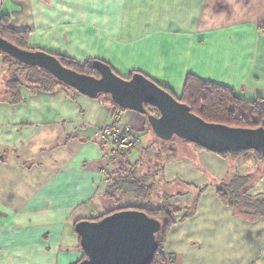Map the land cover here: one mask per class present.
Wrapping results in <instances>:
<instances>
[{
  "label": "crops",
  "instance_id": "1",
  "mask_svg": "<svg viewBox=\"0 0 264 264\" xmlns=\"http://www.w3.org/2000/svg\"><path fill=\"white\" fill-rule=\"evenodd\" d=\"M4 15L14 30L31 32V49L99 60L123 78L142 73L178 98L194 75L242 101L264 99V0H0ZM3 83L0 264H78L84 252L76 225L126 207L109 196V183L142 158L138 150L113 156L101 131L117 116L146 143V117L68 90L23 87L15 104ZM176 150L161 168L178 207L165 263L264 264V211L242 215L218 193L249 178L248 197L264 201V163L190 144Z\"/></svg>",
  "mask_w": 264,
  "mask_h": 264
},
{
  "label": "water",
  "instance_id": "2",
  "mask_svg": "<svg viewBox=\"0 0 264 264\" xmlns=\"http://www.w3.org/2000/svg\"><path fill=\"white\" fill-rule=\"evenodd\" d=\"M0 52L26 67L47 71L87 98L97 100L108 95L118 108L146 117L160 141L179 139L217 155L256 151L264 156L263 127L234 128L208 123L142 73L123 78L109 64L96 60L92 68L100 77L88 76L64 67L53 54L23 50L3 38ZM147 107L158 110L159 116L150 115ZM162 231L160 220L137 210H121L100 221H82L76 225V233L86 259L79 264H152L160 247L157 236Z\"/></svg>",
  "mask_w": 264,
  "mask_h": 264
},
{
  "label": "trees",
  "instance_id": "3",
  "mask_svg": "<svg viewBox=\"0 0 264 264\" xmlns=\"http://www.w3.org/2000/svg\"><path fill=\"white\" fill-rule=\"evenodd\" d=\"M30 34L31 32L29 31L18 32L14 30L11 27V20L9 16L4 15L0 18V38L7 40L20 49L38 51L39 49H31L28 45ZM55 56L59 59L62 65L68 69L88 76H94L97 78L100 77L99 73L92 68V64L95 60L82 63L66 56ZM5 57L6 60L17 66V68L20 70L19 75H13L6 81L8 94L11 96L12 101L15 104L21 102L20 90L23 87H28L31 92L39 91L46 94H51L59 90L74 91L73 89L68 88L62 83L58 82L50 73L45 70L26 67L8 56ZM160 86L172 94L178 101L188 105L194 114L208 123L222 124L234 128H264V99H259L251 103L242 101L236 97L235 91L233 89L204 81L194 75L187 76L183 93L179 98L169 88L162 85ZM99 99H104L105 102L111 105L115 111H124L115 106L111 102V99L108 95H102L97 100ZM147 109L150 115L159 116L158 110L152 107H147ZM117 121L118 117L116 116V123ZM147 126L148 130L152 132L150 126L148 124ZM145 132H147V129ZM182 142L190 144L188 142ZM169 143L171 142H163L164 145ZM193 146L203 150L196 145ZM172 156L175 157L176 153H173ZM220 156H232L235 158L254 156L264 163V156L256 151H246L238 154L227 153ZM141 161L142 158L140 159V162H137L136 165L138 166ZM137 166L128 171H120L118 174L116 173L112 176V179L109 183V196L111 198L116 199L117 197L121 196L122 199H125L129 195H134L137 199H148L149 194L147 193V187L136 177ZM248 183L249 178L236 177L229 185L222 186L219 189V196L224 202H227L232 208L242 215H248L249 213V215H252L253 213L251 214V212H257L258 215H261L260 213L264 211V201L256 202L248 197L246 192ZM123 210L141 211L146 213L149 217L156 218L162 222L163 231L157 236L160 247L152 264H166L162 249L169 229L174 224L175 217L178 212L174 210V212L171 213L169 208H159V210H153L148 206H127ZM111 214L113 213L108 215ZM105 217L106 216L95 221H100ZM85 259L86 256L84 255L81 262Z\"/></svg>",
  "mask_w": 264,
  "mask_h": 264
},
{
  "label": "rangeland",
  "instance_id": "4",
  "mask_svg": "<svg viewBox=\"0 0 264 264\" xmlns=\"http://www.w3.org/2000/svg\"><path fill=\"white\" fill-rule=\"evenodd\" d=\"M20 70L17 68V66L13 65L11 62L6 60V57L0 53V79L6 83V81L12 77L13 75H19ZM3 83V84H4ZM119 126H123L126 124L117 122L114 123ZM127 127L131 128L134 133H138L131 125L127 124ZM147 141L145 142V138L140 136L141 144L138 145L136 148H134L132 151L127 153H132L138 150V153L142 156V161L140 163L139 169H136L137 171V178L143 182V184L147 187V193L149 194L148 199H137L132 196H129V198H123L124 206H140L145 207L148 206L151 207L153 210H159V208H169L170 212L173 213L174 210L178 212V207H175L171 204V201L173 199L171 189L162 182L161 180V168L163 164L173 158V153L178 154V151L176 150V146L179 147L183 143L179 139H175L171 141V143L164 145L163 142L158 140L153 133L148 130L147 126ZM139 134V133H138ZM141 135V134H140ZM108 142L114 150L113 156L120 155V153L116 152L114 149V144L111 141ZM191 145V144H190ZM243 161L249 162L248 165H250V162H259L262 161L258 160L254 156L250 157H242L238 158ZM251 168V167H250ZM248 167V169H250ZM254 169V168H253ZM190 210V209H188Z\"/></svg>",
  "mask_w": 264,
  "mask_h": 264
},
{
  "label": "built area",
  "instance_id": "5",
  "mask_svg": "<svg viewBox=\"0 0 264 264\" xmlns=\"http://www.w3.org/2000/svg\"><path fill=\"white\" fill-rule=\"evenodd\" d=\"M100 135L104 141H111L115 151L120 154L130 152L141 144V135L134 133L127 125H107L102 129Z\"/></svg>",
  "mask_w": 264,
  "mask_h": 264
}]
</instances>
